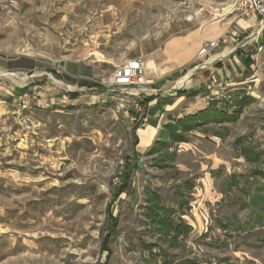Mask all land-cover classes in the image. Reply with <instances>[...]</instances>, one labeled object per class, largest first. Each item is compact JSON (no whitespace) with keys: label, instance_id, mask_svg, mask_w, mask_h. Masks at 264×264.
Masks as SVG:
<instances>
[{"label":"rangeland","instance_id":"1","mask_svg":"<svg viewBox=\"0 0 264 264\" xmlns=\"http://www.w3.org/2000/svg\"><path fill=\"white\" fill-rule=\"evenodd\" d=\"M234 1L0 0V264H144L143 244L167 249L174 264H264V32L239 49L246 70L234 84H204L202 60L174 73L201 83L162 110L147 149L155 130L141 140L138 131L149 123L133 127L131 114L59 65L93 74L90 89L101 90L98 82L144 53L155 80L164 44L241 21L229 13ZM235 93L254 99L236 123L209 124L151 155L171 118L212 101L222 110ZM147 191L192 228L178 249L150 226Z\"/></svg>","mask_w":264,"mask_h":264},{"label":"crops","instance_id":"2","mask_svg":"<svg viewBox=\"0 0 264 264\" xmlns=\"http://www.w3.org/2000/svg\"><path fill=\"white\" fill-rule=\"evenodd\" d=\"M235 20L236 19H234L233 22H236ZM233 22L228 28H212L211 30L208 29L199 33L192 32L186 36L170 39L162 47L158 61L157 58H154L156 61L155 64L158 67L157 70L159 75H157L156 79L153 80L154 84L150 85L148 88L156 89L158 94L155 95V97L151 99L152 101L149 103L151 108V111L149 112V126L144 130L138 131V136L141 140L140 132L148 131L149 129L155 130L152 140L147 145L146 149L151 145L158 134L161 118L163 117L161 114L162 110H168L169 108L171 111H173L183 102L185 99V93H182L181 89L185 87V85L186 88H189L201 83L200 80H191L190 74L183 76L179 80H174L172 75L176 72H181L180 74H182L183 71L180 70L181 68L190 66L192 63H194L204 41H220L219 47L214 49L209 56L202 59L200 62V67L198 66L199 68H196L202 71H208V73H206L208 78L203 80L204 84H208L210 88L217 87L224 83L230 85L234 84V81L240 72L242 75L244 74L246 67L245 64L242 63V58L240 57L245 51H243L241 54V50H246L247 47L252 43L250 39H252V36L257 31V23L254 21H246L241 19V21L235 23L237 28L234 29ZM254 25L255 27H253ZM251 28L254 29L251 31ZM244 34L245 36H243ZM242 37L244 38L243 40H241ZM149 55L150 54L143 53V55L138 57L147 59L149 58ZM149 63L152 62L149 61ZM66 69L69 75L84 78L91 82H88L87 84V87H89L88 89L93 86L92 82H95L93 74H89L90 76H82L77 69H72L74 71L70 72V69H68V64H66ZM93 89L97 90V92L102 91L94 87ZM176 96L179 97L174 99Z\"/></svg>","mask_w":264,"mask_h":264},{"label":"trees","instance_id":"3","mask_svg":"<svg viewBox=\"0 0 264 264\" xmlns=\"http://www.w3.org/2000/svg\"><path fill=\"white\" fill-rule=\"evenodd\" d=\"M239 94L235 93L236 97L233 101H226L222 110L217 109L219 101H212L209 108L200 111L196 115H190L178 120L171 118L170 122L161 131L157 145L151 155L167 150L168 146L187 142V135L194 131H200L209 124L236 123L242 110L254 100L251 97H241L239 99ZM235 107L239 109L229 115L226 110ZM243 156L251 163L258 161V155L249 150L247 151V149H244ZM124 190L125 187L121 189V192ZM146 196V217L150 222V226L156 231V235L159 236L163 246L168 249H178L181 242L189 237L192 228L178 215L179 212L175 208L163 205L159 195L147 191ZM142 246L144 252L147 253V257L144 258V264H174L175 258L168 254L167 249V251L161 249L160 252L154 253V249L158 248V245L143 244ZM177 264H211V262L206 261L205 263L199 262L197 258H186L181 259Z\"/></svg>","mask_w":264,"mask_h":264},{"label":"built area","instance_id":"4","mask_svg":"<svg viewBox=\"0 0 264 264\" xmlns=\"http://www.w3.org/2000/svg\"><path fill=\"white\" fill-rule=\"evenodd\" d=\"M231 15H237L241 19L257 23V31L253 40L260 38L264 32V0H235L229 11ZM220 41H204L196 61L209 56L219 47ZM262 48L260 47L259 50ZM101 86V94L106 101L114 103L116 107L131 116V125L135 128L145 127L149 123V106L145 111L144 100L158 94L156 89H149L154 84L149 78L147 64L143 57L129 59L116 68L110 77L98 82ZM97 91L95 89H89ZM131 104L132 111L128 110ZM134 111L135 115L132 114Z\"/></svg>","mask_w":264,"mask_h":264},{"label":"water","instance_id":"5","mask_svg":"<svg viewBox=\"0 0 264 264\" xmlns=\"http://www.w3.org/2000/svg\"><path fill=\"white\" fill-rule=\"evenodd\" d=\"M59 65H60V67H65L66 66V62L64 61V60H61L60 62H59ZM141 166V165H140Z\"/></svg>","mask_w":264,"mask_h":264},{"label":"bare ground","instance_id":"6","mask_svg":"<svg viewBox=\"0 0 264 264\" xmlns=\"http://www.w3.org/2000/svg\"><path fill=\"white\" fill-rule=\"evenodd\" d=\"M5 75V74H4ZM6 75H8V74H6ZM11 76H15V75H11ZM185 79V78H184Z\"/></svg>","mask_w":264,"mask_h":264}]
</instances>
